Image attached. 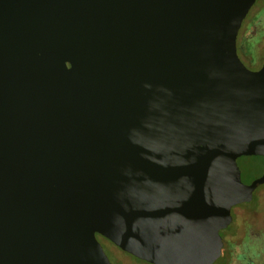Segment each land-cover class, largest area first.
Here are the masks:
<instances>
[{
	"label": "water",
	"instance_id": "95a60500",
	"mask_svg": "<svg viewBox=\"0 0 264 264\" xmlns=\"http://www.w3.org/2000/svg\"><path fill=\"white\" fill-rule=\"evenodd\" d=\"M255 0H0V264H212L264 183Z\"/></svg>",
	"mask_w": 264,
	"mask_h": 264
},
{
	"label": "rangeland",
	"instance_id": "374dc122",
	"mask_svg": "<svg viewBox=\"0 0 264 264\" xmlns=\"http://www.w3.org/2000/svg\"><path fill=\"white\" fill-rule=\"evenodd\" d=\"M264 0H255L242 21L237 39L246 45V51L255 41L250 55L240 53L239 57L250 69L264 62ZM259 19V20H257ZM252 58L254 61L252 62ZM256 194V195H255ZM254 200L242 202L231 209L230 224L220 230L223 239L221 256L212 264H242L237 256L254 257L258 264H264V184L255 189ZM103 248L113 264H150L121 250L108 240H102Z\"/></svg>",
	"mask_w": 264,
	"mask_h": 264
},
{
	"label": "flooded vegetation",
	"instance_id": "af4514ba",
	"mask_svg": "<svg viewBox=\"0 0 264 264\" xmlns=\"http://www.w3.org/2000/svg\"><path fill=\"white\" fill-rule=\"evenodd\" d=\"M241 45V41H240V39L238 40L237 38H236V47H237V53L240 55V53H244V52H242V50L241 49H239L238 47ZM263 63V62H262ZM262 64H260V65H258V66H256V67H254L253 69H257V68H259L260 66H261ZM264 184V183H263ZM263 184H261V185H263ZM260 186V185H259ZM258 186V187H259ZM258 187H256V188H258ZM255 188V189H256ZM254 194H255V190L253 191V193H252V197H251V199L248 201V202H250V201H252V200H254L255 198H254ZM256 195V194H255ZM230 224V223H229ZM228 224V225H229ZM227 225V226H228ZM97 236V239L100 241V243L102 244V240H107L106 238H104L103 236H101V235H99V234H97L96 235ZM109 241V240H108ZM223 245H224V243H223ZM103 246V245H102ZM223 248V247H222ZM104 249V248H103ZM105 251V250H104ZM221 256V255H220ZM219 256V257H220ZM256 256H258V255H254L253 257L251 256L250 258L249 257H247V256H245L244 254H240V255H238L237 256V258H238V262H242V264H258V263H256V261L254 260V257H256ZM218 259V258H217ZM216 261V260H215Z\"/></svg>",
	"mask_w": 264,
	"mask_h": 264
},
{
	"label": "trees",
	"instance_id": "16d2710c",
	"mask_svg": "<svg viewBox=\"0 0 264 264\" xmlns=\"http://www.w3.org/2000/svg\"><path fill=\"white\" fill-rule=\"evenodd\" d=\"M264 15V14H263ZM257 20H259V19H257ZM242 26V25H241ZM241 26H240V28H241ZM240 30V29H239ZM259 34H262V32H260ZM259 34H258V36H257V38H255V39H252V41H251V44H249V48H248V50L246 51L245 49H246V45H244V44H242V42H241V45L238 47L239 49H241L242 50V52H244V54H246V55H250V53H251V50L250 49H252V47H253V45H254V43H255V41L258 39V37H259ZM254 61V59L252 58V62ZM238 205V204H237ZM236 206V205H235ZM234 207V206H233ZM232 207V208H233ZM223 247V246H222ZM224 248V247H223ZM222 248V249H223ZM221 254H222V251H221ZM219 258V257H218ZM149 263V262H148ZM150 264H152V263H150Z\"/></svg>",
	"mask_w": 264,
	"mask_h": 264
}]
</instances>
